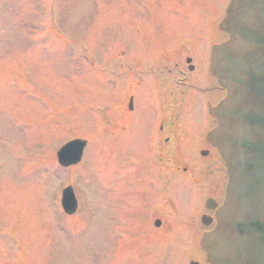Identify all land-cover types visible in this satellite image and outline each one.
Instances as JSON below:
<instances>
[{"label":"rangeland","instance_id":"rangeland-1","mask_svg":"<svg viewBox=\"0 0 264 264\" xmlns=\"http://www.w3.org/2000/svg\"><path fill=\"white\" fill-rule=\"evenodd\" d=\"M145 1L143 6L144 0H0V264H109V222L116 216L111 202L127 203L126 196L111 195L110 189L117 176L110 174V155L117 150L110 144L109 122L116 112L115 120L122 118L125 95L120 63L130 56L139 67L142 60L151 63L153 57L145 56L159 48L163 54L172 52L164 46L188 38L186 44H210L221 33H214V39L200 36L196 17L190 15H207L203 22L216 19L217 4L229 0H188L186 15L179 0ZM147 10L154 12V22L147 19ZM203 47L208 54L209 46ZM171 55L179 67L164 62L163 67L174 68L172 75L189 72L186 55ZM196 60L189 78L206 84V60ZM162 77L159 71L150 76L157 83ZM138 95L139 117L134 140L121 150L125 156L143 149L141 141L156 134L160 113L158 106H150L157 98L151 81ZM209 95L197 96H206V102ZM186 112L198 130L207 125L206 108L198 101ZM76 136L90 144L80 165L64 168L56 153ZM68 184L81 201L73 217L65 215L60 202ZM167 191L173 196L177 186ZM190 199L181 189L177 203L185 206ZM136 200L141 203V195ZM125 208L136 216L131 211L138 206Z\"/></svg>","mask_w":264,"mask_h":264},{"label":"flooded vegetation","instance_id":"flooded-vegetation-1","mask_svg":"<svg viewBox=\"0 0 264 264\" xmlns=\"http://www.w3.org/2000/svg\"><path fill=\"white\" fill-rule=\"evenodd\" d=\"M186 54V57L192 58L191 63L194 65L197 62L196 59L206 58L202 48L187 51ZM196 68L197 65L191 67L193 71ZM145 73V70L130 63L128 72L125 74L126 95L123 106L128 109L129 114L127 113V115L129 116L122 127L123 132H119V128L117 131L124 138L128 135L126 132L130 130L131 126L128 125L131 124L130 113H134L136 107L139 108L140 99L137 94L139 87L145 86L148 81H151L156 93L162 94L159 92L160 89L165 94L175 91L177 95H182L194 89L197 83L194 80L184 81L186 89L171 90L166 89L167 80L163 77L161 81L158 79L159 83L154 82L153 79L144 81ZM135 75H139V77L136 79ZM175 99L178 98L167 101L168 114L158 124L154 140L145 142L146 146L149 145L150 152H141L140 150L129 157L131 166L136 167L132 171L134 176L139 177L143 172L142 178L139 179L140 184H133V189L128 191L129 185L116 184V178L113 180L114 196L127 197V205H122L121 211H128L125 207L132 210L131 207L140 205L139 212H145L147 216L123 218L122 224H125L126 227L123 225L120 230H130V237L127 236V239L123 240L118 239L121 244L113 245L110 254L112 264L117 260L126 262L129 257H136L137 261L134 264H190L193 260L207 264L205 253L197 247L196 239L204 231L213 228V222L205 226L201 218L206 213L211 216L215 214L214 210L206 207L208 198L212 197L219 203L223 200L226 173L220 163L217 151L206 141L203 129L198 130L194 122L183 126L176 115L170 112V109L173 111L172 102H175ZM131 100L133 102L132 109L128 104ZM127 104L128 106H125ZM113 127L115 129L116 124ZM192 127L198 134L197 137H195ZM130 163L126 164L130 165ZM138 167L143 168L136 170ZM113 172H116V165ZM132 172L129 171L126 174L124 171L120 181L125 182L131 178ZM122 186L125 192L121 189ZM175 186H177V192L172 196V193L167 190ZM163 189L166 192L163 193ZM181 189L189 192L191 198L185 206L177 204ZM138 195H141V203L136 200ZM132 197L133 200H131ZM113 204V210L116 213V202ZM112 219L115 231L116 227L118 228L116 220L121 218L115 216ZM117 254L119 258H117Z\"/></svg>","mask_w":264,"mask_h":264},{"label":"water","instance_id":"water-1","mask_svg":"<svg viewBox=\"0 0 264 264\" xmlns=\"http://www.w3.org/2000/svg\"><path fill=\"white\" fill-rule=\"evenodd\" d=\"M221 28L230 36L213 48L211 73L227 96L211 108L219 124L210 139L229 182L217 226L202 245L211 264H264V0H231ZM85 144H66L61 162Z\"/></svg>","mask_w":264,"mask_h":264}]
</instances>
